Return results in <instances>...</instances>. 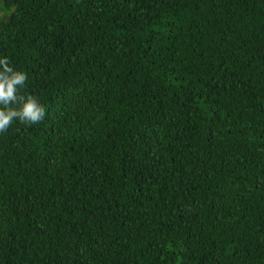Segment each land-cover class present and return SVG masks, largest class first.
<instances>
[{"label": "trees", "instance_id": "trees-1", "mask_svg": "<svg viewBox=\"0 0 264 264\" xmlns=\"http://www.w3.org/2000/svg\"><path fill=\"white\" fill-rule=\"evenodd\" d=\"M4 58L0 264H264V0H0Z\"/></svg>", "mask_w": 264, "mask_h": 264}, {"label": "clouds", "instance_id": "clouds-1", "mask_svg": "<svg viewBox=\"0 0 264 264\" xmlns=\"http://www.w3.org/2000/svg\"><path fill=\"white\" fill-rule=\"evenodd\" d=\"M26 80V74L9 66L7 58L0 59V133L7 131L13 120L35 124L45 116L37 97L18 93Z\"/></svg>", "mask_w": 264, "mask_h": 264}]
</instances>
